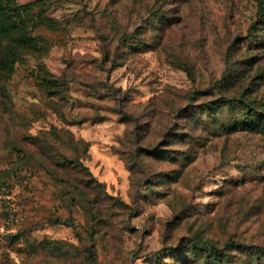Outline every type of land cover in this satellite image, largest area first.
Wrapping results in <instances>:
<instances>
[{
    "label": "rangeland",
    "instance_id": "rangeland-1",
    "mask_svg": "<svg viewBox=\"0 0 264 264\" xmlns=\"http://www.w3.org/2000/svg\"><path fill=\"white\" fill-rule=\"evenodd\" d=\"M263 123L264 0H0V264H264Z\"/></svg>",
    "mask_w": 264,
    "mask_h": 264
},
{
    "label": "trees",
    "instance_id": "trees-1",
    "mask_svg": "<svg viewBox=\"0 0 264 264\" xmlns=\"http://www.w3.org/2000/svg\"><path fill=\"white\" fill-rule=\"evenodd\" d=\"M229 101V100H228ZM219 102H215V104H218ZM260 128L263 129L262 131H264V123L263 125H260ZM86 146V145H85ZM239 244L236 242H229V243H225L222 248H217L215 246H211V252L213 253V256H217L219 254H221L222 250H229V249H233L238 247ZM201 247V246H200Z\"/></svg>",
    "mask_w": 264,
    "mask_h": 264
}]
</instances>
